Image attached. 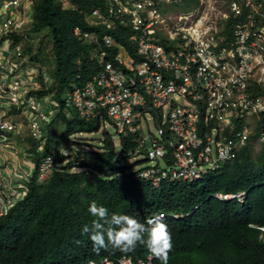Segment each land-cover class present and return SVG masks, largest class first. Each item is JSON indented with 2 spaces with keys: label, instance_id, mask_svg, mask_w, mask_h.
<instances>
[{
  "label": "built area",
  "instance_id": "obj_1",
  "mask_svg": "<svg viewBox=\"0 0 264 264\" xmlns=\"http://www.w3.org/2000/svg\"><path fill=\"white\" fill-rule=\"evenodd\" d=\"M31 21V0H0V152L19 154L21 141L29 162L22 181L0 182V217L22 197L34 155L39 184L54 165L45 145L59 107L52 92L41 91L52 81L47 66L23 50ZM86 22L92 29L75 26L73 33L93 45L90 58L98 69L63 91L62 112L99 118L100 128H114L117 144L132 141L126 162L140 160L135 178L155 188L192 182L220 169L249 142L264 146V0H101ZM117 33L126 34L125 44ZM58 150L75 157L67 147ZM244 195L214 194L237 201ZM115 262L153 264L151 253Z\"/></svg>",
  "mask_w": 264,
  "mask_h": 264
},
{
  "label": "trees",
  "instance_id": "obj_2",
  "mask_svg": "<svg viewBox=\"0 0 264 264\" xmlns=\"http://www.w3.org/2000/svg\"><path fill=\"white\" fill-rule=\"evenodd\" d=\"M67 1L68 6L62 0H31L32 21L23 50L30 60L47 66L52 79L41 90L52 92L59 107L48 127L57 120L63 125L53 144L47 136L45 152L55 155L47 181H35L36 154L22 197L0 217V264H80L101 257L144 256V243L122 252L107 243L106 234L107 247L93 250L91 233H82L83 226H91L96 219L88 211L93 201L108 209L109 218L113 213L126 214L142 224L158 212L184 213L196 206L187 215L162 218L172 241L168 264H264V236L259 239L258 230L250 226L264 224V146L254 151L249 142L235 158L203 178L162 182L157 188L134 177L133 167L140 160L126 162L133 142L121 139L117 150L108 132H103L97 150L78 151L66 162L58 144L71 143L74 133L98 131L102 124L99 118L84 120L75 112L70 117L62 112L63 91L71 83H83L98 69L90 58L93 45L75 35L73 29H92L86 16L101 0ZM116 36L126 43V34ZM27 139L34 152L35 142ZM82 160L85 162L79 164V170L71 169ZM241 189L246 190L242 202L213 196L218 191ZM153 262L162 264L156 257Z\"/></svg>",
  "mask_w": 264,
  "mask_h": 264
},
{
  "label": "clouds",
  "instance_id": "obj_3",
  "mask_svg": "<svg viewBox=\"0 0 264 264\" xmlns=\"http://www.w3.org/2000/svg\"><path fill=\"white\" fill-rule=\"evenodd\" d=\"M113 142L115 145H117L116 144L117 142L114 140V138H113ZM131 162L134 161H130V162L128 161L127 163H131ZM241 190L245 192L244 198L241 201H237V200H222V201H236V202L244 201L246 197V190L244 189ZM218 192H226V191H218ZM215 193H213V196ZM194 207L196 206H193L190 210L184 213L158 212L156 214L151 215L147 219L146 224H142L136 218L126 214L113 213L109 218L108 209L102 205L98 206L97 203L93 201L89 205L88 211L96 219H93L91 226L84 225L82 228V233H91L90 239L94 246L93 250L96 252H99L100 248L107 247L105 241V234H106L107 243L111 244L115 248H119L122 252H128L134 249L138 242L144 243L147 246V251L142 257L133 259L129 255H121V256H127L130 257L132 261H136L139 258L145 259L147 253H151L153 264H154L153 262L154 257L159 259L162 262V264H168V256H169V252L172 249V241L168 227L165 223L162 222V218L164 217L177 218L183 215H187L193 209H195ZM158 214H162V216L156 218ZM250 226L258 230L259 239H262L264 236V224L251 223ZM145 234L147 235L146 240L144 239ZM101 258H108V257H101ZM117 258L115 259L109 258V259L114 260V264H117L115 262ZM98 259H93V260H98Z\"/></svg>",
  "mask_w": 264,
  "mask_h": 264
},
{
  "label": "rangeland",
  "instance_id": "obj_4",
  "mask_svg": "<svg viewBox=\"0 0 264 264\" xmlns=\"http://www.w3.org/2000/svg\"><path fill=\"white\" fill-rule=\"evenodd\" d=\"M40 35V34H39ZM38 34L34 37H38ZM63 93L61 94V98L63 97ZM52 105V104H51ZM62 121L61 120H57L56 122H52L49 127H48V134L50 135V139H51V143H54V140L56 139L57 133L60 130V128H62ZM103 132H108L111 135L114 134V128L110 125V124H105V126L102 128H99L98 131H94V132H78V133H74L70 136V140L71 143L67 144V142H62L58 144V148L63 149L64 147H67L69 150H71L73 153L76 152H81V153H85L87 151L90 150H97L99 148L100 145V140L103 137ZM48 135V136H49ZM117 144V143H116ZM19 145V144H18ZM20 146V145H19ZM118 144L116 145V149L118 150ZM254 151H256L260 145L256 142L254 143ZM72 158L70 157L69 159L66 160V162L68 160H71ZM135 158H130V161H134ZM84 163L85 161L82 160L80 163H78L77 161L75 162V164L71 167L72 170H79L80 169V165L81 163ZM63 164H65L63 162ZM164 163L162 161H160L159 166H163Z\"/></svg>",
  "mask_w": 264,
  "mask_h": 264
},
{
  "label": "crops",
  "instance_id": "obj_5",
  "mask_svg": "<svg viewBox=\"0 0 264 264\" xmlns=\"http://www.w3.org/2000/svg\"><path fill=\"white\" fill-rule=\"evenodd\" d=\"M19 143V154L14 155L9 151L0 152V182L16 184L22 181L23 174L29 165L26 154L24 153L25 145L23 142Z\"/></svg>",
  "mask_w": 264,
  "mask_h": 264
}]
</instances>
